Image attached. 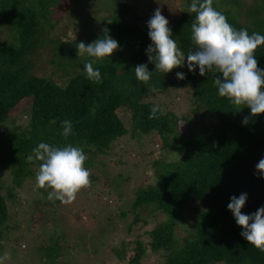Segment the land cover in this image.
Masks as SVG:
<instances>
[{
    "label": "trees",
    "instance_id": "1",
    "mask_svg": "<svg viewBox=\"0 0 264 264\" xmlns=\"http://www.w3.org/2000/svg\"><path fill=\"white\" fill-rule=\"evenodd\" d=\"M118 1L115 13L123 12L127 17L107 18L99 38L107 30V35L117 40L119 47L111 57L93 65L101 73V82L94 83L86 78L84 71V64L91 58L84 56L81 68L71 72L78 63L77 48L64 53L57 47L58 38L55 42L51 39L59 56L53 64L61 62L63 65H59L68 69L65 72L68 78L59 82L39 74L28 59L31 48L38 42L39 14L35 7H25L15 0H0V22L3 20L8 25L12 36L11 41L0 44V125L4 122L11 125L0 135V238L4 239V232L18 227L9 222L10 203L16 214L19 205L27 202L15 195L11 187L6 188L1 182L3 174L7 173L10 183L21 188L27 177H36L40 162L29 163L26 158L39 143L55 147L71 144L83 148L87 156L84 167L90 171V184L104 173L115 174L116 160L121 167L132 171L133 174L128 172L130 177L140 178L138 174L148 167L157 172L154 181L136 187L134 196L124 205L126 208L119 212V222L127 224V232L132 231L136 216L142 212L164 216L149 232L150 249L163 257L156 264H264V253L241 236L243 229L227 207L232 196L239 197L242 193L247 194L241 209L243 214L250 215L264 206V176L256 169L264 158V113L253 117L247 107L235 110L227 98L219 96L214 85L216 76L222 79V74L206 72L201 76L198 66L189 72L186 57L180 71L185 79H178L173 70L167 74L155 72V65L149 63L146 52L152 43L148 21L133 7H128L127 0ZM217 1L213 0L212 6L235 29H247L249 35H264V0L259 14L252 16L245 11L250 15L246 24L239 22V13H234L232 6L239 12L235 4L224 9ZM53 3L57 5L54 0ZM42 7L46 13L47 6ZM186 7L189 6L186 4ZM195 15L189 16L195 19ZM191 24L177 21L169 25L172 38L185 56L195 50L190 38ZM254 55L258 68L264 70V45L258 46ZM60 58L64 61H59ZM140 64H147L153 72L147 85L135 77L134 68ZM152 87L158 91H150ZM179 95L188 110L177 108L175 97ZM155 105L160 109L158 118L149 119ZM123 109L128 114L122 113ZM13 111L20 114L18 121ZM244 117H249L247 124L242 122ZM52 120L56 123H50ZM64 120L71 121L74 133L67 138L62 135ZM180 122L193 127L203 125L206 130L182 131ZM122 139L127 142L118 149ZM162 150L171 152L174 158L162 157ZM134 152L137 159L132 157ZM33 191L40 193V197L28 199L35 211L45 210L42 206H52L55 201L60 203L48 199L51 189L34 187ZM123 193L124 190L114 192L118 199ZM114 194L110 196L113 199ZM109 199L105 206H109ZM188 207L192 210L190 217L184 215ZM85 208L87 205L81 204L77 219L81 218L79 211ZM46 218L49 221L51 217L46 215ZM109 220L104 232L106 238L118 225L110 216ZM47 221L36 224L44 225ZM178 228L184 232L179 234ZM48 238L53 241L49 247H38L41 261L59 264L57 237ZM128 247L121 241L107 252H118L120 260L128 264H141L136 257H127Z\"/></svg>",
    "mask_w": 264,
    "mask_h": 264
},
{
    "label": "rangeland",
    "instance_id": "2",
    "mask_svg": "<svg viewBox=\"0 0 264 264\" xmlns=\"http://www.w3.org/2000/svg\"><path fill=\"white\" fill-rule=\"evenodd\" d=\"M15 1L24 4L25 7H35V10L39 14L38 42H36V46H33L30 54H28L29 61L34 65L39 74H46L59 82L68 78L65 74L68 69L59 65L62 64L61 62L53 64L54 61H58L59 56H57L58 52L54 49L55 43L53 44L51 39H54L55 42V39L58 38L60 42L57 47L64 50L63 52L65 53L66 50L76 48V45L80 42H84L87 45L97 40L105 27L104 24L108 22L107 18H113L114 16L118 18L127 17L123 12L115 13L119 6L118 0H54L57 4L55 6L53 5V0ZM41 1L43 2L41 3L42 5H40ZM191 1L127 0L125 2H127L128 7H133V10L146 18L147 21L152 17L155 10L160 8L161 14L168 19L170 25L172 22L177 21L187 24H191L194 21L193 17L189 16L191 15L189 7H186V4L190 6L189 2ZM223 1H217L221 8H231L230 4L237 6L239 12H236L233 6L232 9L234 13H239L238 18L241 19L239 22L242 24L250 21V15L259 14L262 11L260 8L262 0ZM122 3L121 5L123 6L124 2ZM42 6H47L46 13H44ZM246 10L249 11L250 15L245 13ZM240 12L245 14L240 15ZM187 13L190 14L187 16ZM11 40L12 36L8 33V25L2 20L0 22V44ZM83 59V57H78V63H75L70 71L76 72L79 70ZM59 61H64V59L60 58ZM181 69L182 67H178L174 68L173 71L177 73ZM175 102L179 110L185 111L188 108L187 103L181 95L175 97ZM23 107L24 105L21 106V109ZM121 112L128 114L127 109H123ZM13 113H16L15 118L18 121L21 118L20 114L17 111H13ZM10 126L8 122L1 124L0 135L6 133ZM179 128L182 131H190L192 133L206 130V127L203 125L193 127V125L191 126L184 122L179 123ZM126 142L125 139L120 140L117 145L118 149L120 148L119 146L123 148ZM160 154L167 159L174 158L173 154L167 150H162ZM111 157H114V154ZM111 157L109 156L108 159L110 160ZM132 157L137 159V154L134 152ZM115 164L118 167L117 169H113L116 170V175L114 172L111 174L114 175L113 178L109 177L111 176L109 173H104L102 178L93 180L89 187L81 189L71 204H62L55 201L52 206L48 204L42 206L45 208L42 211H35L33 205L28 202L29 198H35L37 195H40V193L36 194L33 191L36 183L35 176L27 177L24 181V186L17 188L10 183L11 179L9 180L7 173H4L1 182L4 183L6 188L10 189L11 187V191L15 195L18 194L20 197L27 199V202L19 205L16 214L13 205L11 206L10 203L9 222H11V226L14 224V227H18L15 230L4 232V239L0 238V247L2 248L0 249V257L5 252L10 253L11 250L10 258L5 260L4 264H43L41 261L42 257L39 256L38 247H49L53 242L52 240L49 241L48 237L51 236H56V242L62 245L57 244L60 249L59 264H128V261L120 260L118 252H107L112 245H119L121 241L127 247L129 246L126 249L127 257L131 259L136 257L141 264H156L162 261L163 257L157 252H153L148 243L150 241L149 232L158 222L164 219V216H157L156 213L142 212L136 218L133 217L137 221L132 227L131 232H127V224L119 222V212L126 208L124 205L132 199L136 187L154 181L157 172L148 167L138 174V177H142L140 179L135 178V176L130 177L129 173L133 174L132 171L130 169L127 170L124 166L121 167L117 160ZM107 168L111 169L112 167ZM96 173L99 175V170ZM122 190H124L123 196L121 199H118V196L114 192ZM104 191L107 194L102 193ZM112 194H114V199L110 197ZM107 197L108 199L110 197L109 206H105L108 204ZM81 204H86L87 208H85V211H79L81 218L77 219L75 216H77L76 213L80 209ZM191 213L192 210L188 207L184 215L190 217ZM46 215L51 217L49 221H47ZM109 216L118 225L117 229L111 231L106 238V236L104 237V232L105 229H108ZM144 219L147 220L144 222ZM44 220L47 221V223H44L45 226L36 224ZM129 220L128 218L127 221ZM181 231L179 230L178 233L180 234Z\"/></svg>",
    "mask_w": 264,
    "mask_h": 264
},
{
    "label": "clouds",
    "instance_id": "3",
    "mask_svg": "<svg viewBox=\"0 0 264 264\" xmlns=\"http://www.w3.org/2000/svg\"><path fill=\"white\" fill-rule=\"evenodd\" d=\"M213 0H192L189 12L195 13L191 24V42L194 51L185 56L178 48L177 42L172 38V30L168 19L157 8L147 22L148 36L151 44L147 47L149 63L155 65V72L170 73L174 68L183 67L185 57L187 68L193 72L198 66L199 74L206 72L222 74V79L216 76L214 85L218 88L220 97H225L239 111L247 107L253 117L264 113V70L258 68L255 51L258 46L264 45V35L253 33L249 35L247 29H235L226 16L213 6ZM118 41L107 35L92 43L80 42L76 45L77 56L91 58L84 64L86 78L94 83L101 82L99 69L93 65L111 55L118 49ZM136 79L147 85L152 73L147 64L135 66ZM178 79H185V74L177 72ZM158 91L155 87L149 89ZM160 111L155 105L150 110L149 119H155ZM249 117L243 118L247 124ZM50 123L55 124L52 120ZM62 135L67 138L73 135L72 123L64 120L61 123ZM27 162L39 161L36 174V189H51L49 200H59L62 204H71L76 194L83 188L90 186V171L84 167L87 159L83 148L72 146H51L41 142L33 149V154L27 156ZM261 176H264V158L256 165ZM247 194L242 193L230 198L228 209L233 213L236 224L243 231L241 236L260 252L264 253V206L252 214H243L241 209L245 206ZM10 258L5 252L0 257V264Z\"/></svg>",
    "mask_w": 264,
    "mask_h": 264
}]
</instances>
